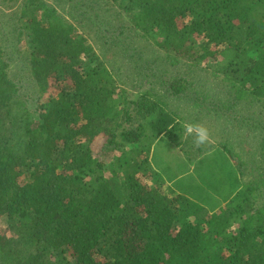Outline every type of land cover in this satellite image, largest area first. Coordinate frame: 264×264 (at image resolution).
Here are the masks:
<instances>
[{
	"label": "trees",
	"instance_id": "1",
	"mask_svg": "<svg viewBox=\"0 0 264 264\" xmlns=\"http://www.w3.org/2000/svg\"><path fill=\"white\" fill-rule=\"evenodd\" d=\"M110 1L147 50L152 43L186 68L214 61L224 96L211 85L189 90L176 75L163 86L213 109L239 103L223 116L257 134L264 159V0ZM18 21L33 90L20 93L0 44V264H264V160L260 178L241 182L245 161L233 168V145L219 142L208 185L234 189L209 207L175 193L153 164L155 144H192L154 88L129 98L87 37L44 0H20ZM142 59L153 64L138 51L134 67Z\"/></svg>",
	"mask_w": 264,
	"mask_h": 264
},
{
	"label": "rangeland",
	"instance_id": "2",
	"mask_svg": "<svg viewBox=\"0 0 264 264\" xmlns=\"http://www.w3.org/2000/svg\"><path fill=\"white\" fill-rule=\"evenodd\" d=\"M44 1L54 7L59 15L74 24L87 37L112 73L120 76L118 84L121 88L127 89L129 98L136 99L142 93L154 88L157 95H160L167 103L166 110L175 113L176 119L182 123L183 127L186 123H193L203 124L209 129L212 143L202 146V149L195 146L194 134L190 137L185 135L186 144H184H192L187 146L190 150L188 152L183 149V147H187L183 144L179 146L172 143L167 136H162L155 144L153 164L167 186H170V189L205 206H208L212 199L221 202L218 198L219 192H222L221 196L224 198L229 190L234 189V185L226 188L219 186L217 191H214L208 185L209 178L206 174L212 173L210 165L213 157L217 156L214 160H221L223 149H221L219 142L226 141L233 145V151L236 152V156L231 158L233 168L239 170V162L245 161L244 165L241 166V182L249 181L253 179V176L260 178L257 165L261 159H264L262 156L259 157L257 134L252 133L245 126L239 127L237 121H233L236 124H229L225 120L226 117L223 116V111H227L226 115L231 112L236 113L237 109L239 110L241 107L239 103L234 101V106H232L234 108L229 111L215 106H212L215 108L213 109L209 104L210 100L205 107L200 105L201 102L195 103L192 100L184 99L183 96L174 95L168 87L163 86L175 80L174 76L176 75V80L177 78L186 79L189 90L207 88L211 85L210 90H212L213 96H224L223 92H228L229 86L224 81L221 82L220 74H211L212 70L209 65L215 64L214 61L205 62L201 65L196 64V67L191 65L186 68L187 65L180 62L175 63L171 57L164 55L162 51L155 52L152 43H150L151 49L147 50L145 47L146 38L132 35L123 27L126 18L122 17L123 12L110 0ZM19 3L20 0H0V44L7 46L6 49L9 48L6 60L10 78L18 81L17 84L22 95L26 96L29 93L32 97L30 91L33 89L27 74L29 47L28 40L19 26ZM91 27L92 29H90ZM134 48L137 51L131 59L128 54L131 53V50L133 52ZM138 51L143 52L145 57L151 58L153 64L145 63L142 59L141 62L137 63L141 67L139 69L134 67L133 61L137 58ZM188 69L191 74L188 72L186 75ZM147 81H151V84H148ZM45 98L46 96L43 99L39 97L42 101ZM252 113L253 117L258 115L255 113V109H252ZM217 145L220 146L219 151L213 155L212 152L217 149ZM109 160L110 158L107 157L105 163ZM228 169H230V165ZM217 172L219 171L217 170ZM230 174L231 180H233V174ZM216 176V179L212 178L213 187L224 179L221 177L223 176L221 173Z\"/></svg>",
	"mask_w": 264,
	"mask_h": 264
},
{
	"label": "clouds",
	"instance_id": "3",
	"mask_svg": "<svg viewBox=\"0 0 264 264\" xmlns=\"http://www.w3.org/2000/svg\"><path fill=\"white\" fill-rule=\"evenodd\" d=\"M184 131L186 136H192L194 134V144L196 147L212 143L210 131L203 124L186 123L184 125Z\"/></svg>",
	"mask_w": 264,
	"mask_h": 264
}]
</instances>
